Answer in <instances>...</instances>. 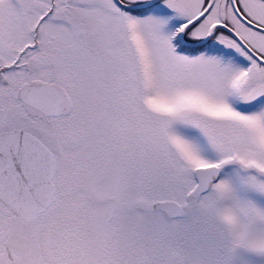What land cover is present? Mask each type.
Listing matches in <instances>:
<instances>
[{
  "label": "snow or ice",
  "instance_id": "obj_1",
  "mask_svg": "<svg viewBox=\"0 0 264 264\" xmlns=\"http://www.w3.org/2000/svg\"><path fill=\"white\" fill-rule=\"evenodd\" d=\"M0 264H264V0H0Z\"/></svg>",
  "mask_w": 264,
  "mask_h": 264
}]
</instances>
